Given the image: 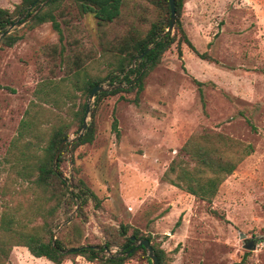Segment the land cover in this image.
Returning <instances> with one entry per match:
<instances>
[{
	"label": "rangeland",
	"instance_id": "obj_1",
	"mask_svg": "<svg viewBox=\"0 0 264 264\" xmlns=\"http://www.w3.org/2000/svg\"><path fill=\"white\" fill-rule=\"evenodd\" d=\"M19 2L0 0V7L13 11ZM157 11L151 0H125L116 22L100 24L92 14H81L76 0H64L55 11L62 40L51 22L28 29L29 20L11 30L24 37L0 47V212L11 204L28 212L31 226H39L50 204L33 178L19 173L22 143L17 138L29 119L26 110L42 100L44 107L34 108L39 133L48 134L50 123L65 118L68 137H75L83 121L73 119L74 112L89 96L83 85L73 86L77 62L89 77L103 79L111 70L109 46L134 26L147 31ZM182 23L199 52L211 59L200 58L186 44L180 58L175 43L145 77L139 105L128 100L134 92L95 96L88 117L94 140L74 149V143L65 145L62 178L70 190L82 179L101 207L92 201L79 217L77 206L66 207L64 201L49 217L59 223L53 239L56 232L71 248L72 228L64 226L73 222L84 226L89 242L104 245L108 226L122 222L150 234L170 264H264V0H185ZM204 133L224 134L253 148L212 202L169 182L172 160L192 136ZM33 136L24 140H39ZM40 138L29 154L41 152L45 138ZM119 250L112 246L105 254ZM146 255L136 254L124 264H147ZM67 261L94 264L82 256ZM7 264L53 263L15 246Z\"/></svg>",
	"mask_w": 264,
	"mask_h": 264
},
{
	"label": "trees",
	"instance_id": "obj_2",
	"mask_svg": "<svg viewBox=\"0 0 264 264\" xmlns=\"http://www.w3.org/2000/svg\"><path fill=\"white\" fill-rule=\"evenodd\" d=\"M43 1L21 0L13 11L0 7V34L24 14H26L24 18L32 15ZM63 1L50 0L46 7L39 11L25 27L34 29L43 23L51 22L62 40L63 29L55 11L59 9ZM76 1L81 14H92L100 24L116 22L121 17L122 8L125 4V0ZM151 1L157 6V18L144 33L141 32L140 28L134 26L121 38L120 43L109 46L107 51L111 53L113 59L109 67L111 70L103 79L89 77L85 69H82L83 66L81 67V64L77 62L78 68L73 72L75 79L73 86L77 88L83 85L85 96L97 84L105 81L110 83L126 82L132 84L128 89L119 88L97 93V100L121 91L134 92L135 96L128 100L139 105L140 95L145 87V77L160 64L164 54L175 43L180 58L183 56L182 44H186L200 58L211 59L206 52H199L183 27L182 12L185 0H175L177 18L174 32H166L165 34L164 32L171 20L170 3L168 0ZM33 4H35V7L31 9ZM23 37L17 31L10 32L0 38V47H12ZM141 55L142 57H139ZM136 57L139 58L135 61V67H132ZM145 67L143 75L135 80ZM53 89L56 90L57 86ZM39 101L26 110L29 119L24 121V127L19 131L17 138L22 143V148H18L21 158L19 173H22L23 177L26 175L27 178H33V183L46 193V200L50 204L46 208L47 212L43 217V224L39 226H31L30 222L32 220L27 215L28 212L22 208L14 207L11 204L4 207V210L0 212V264H7L15 246H24L28 248L33 256L45 257L53 264H61L70 259L74 260L78 256H82L94 264H124L136 254L146 255V249L143 246L137 247L127 256L125 255L127 251L134 247L131 236L149 239L158 256L159 264H170L167 252L153 242V237L150 234L145 235L140 229L122 222L118 227L108 226L105 231L107 241L104 245L89 242L84 226L80 223L76 225L73 222L64 227L72 228V235H67V238L71 236L69 238L73 244L71 247L83 246L79 251L73 253L62 252L63 249L68 247L66 238L59 234L55 242L53 241V230L59 226V223L55 222V218L49 219V217L57 214L64 201L66 207L71 203L77 206L79 217H85V208L89 203L93 201L94 206L100 208L101 200L82 179L75 180L74 189L70 190L67 180L62 178L64 176L63 164L68 161L67 146L62 149L56 168L53 166L54 156L59 144L70 135V123L65 118H58L55 123H50L51 132L48 134L39 133V129L36 128V121H39L38 118L34 117L39 114V110H34V108L40 107L42 109L44 107L43 101ZM85 111L86 101L84 100L80 108L74 112L73 117V119L79 120L80 125ZM113 129L117 133L119 132L116 118L113 121ZM27 134L34 135L33 139L38 136L39 140L36 142L33 140L25 141L24 138ZM40 137L45 138V145L41 148V152L29 154L28 152L32 148H36V145L42 141ZM94 137L95 128L92 123L85 135L74 143L73 149L78 145L92 142ZM181 152L175 156L170 164L169 171L174 177L169 178V182L197 197L212 202L220 185L235 172L245 157L253 152V148L224 134L204 133L192 136L181 148ZM29 159H31L30 162ZM52 200L55 201L54 204H51ZM112 246H118L120 250L115 254H105V250L110 249ZM146 259L147 264H151L149 256L146 255Z\"/></svg>",
	"mask_w": 264,
	"mask_h": 264
},
{
	"label": "water",
	"instance_id": "obj_3",
	"mask_svg": "<svg viewBox=\"0 0 264 264\" xmlns=\"http://www.w3.org/2000/svg\"><path fill=\"white\" fill-rule=\"evenodd\" d=\"M49 1L50 0H44V2L32 13V15L28 16L27 18H23L22 20H20V22L15 21L12 24H10L9 27L2 33V37L5 36L6 34L10 33L13 28H15L17 26H21V25L25 24L26 22H28L29 20H31L39 11H41L47 5V3ZM168 1L170 3L171 20H170V24H169L168 28L166 29V31L164 32V34L166 32H172L174 30L176 17H177L175 0H168ZM139 57H142V55L139 56ZM139 57L135 58L134 64H135V61ZM145 69H146V67L143 70H141L140 74L138 75V77L135 80L139 79L143 75ZM131 85L132 84H130L128 86H125V84L123 82H119V83H115L114 82V83H111V84H108V85L97 84L91 90V92L89 93V96H88V100H87V104H86L85 117L83 119L81 130L79 131V133L75 137H67V138H65V139H63L61 141V143L59 144V147H58V149L56 151V154L54 156V163H53L54 167H56V165L58 163L59 155H60L63 147L66 144L72 145L73 143L79 141L85 135L86 131L88 130V127H89L88 117L90 116V114L92 112V102H93L95 96L97 95V93L112 91V90H115V89L125 88V87L128 88ZM71 187L72 188L74 187L73 183L71 184ZM55 240H56V232L54 233L53 241L55 242ZM131 240H132V243H133L134 247L130 251H128V254L132 250H134L135 248L143 246V247H145V249L147 251V254H148V256H149V258L151 260V264H159L158 256L155 253V250H154V248L152 246V243H151V241L149 239H147V238L140 239V238H136L135 236H131ZM82 247L83 246L66 248V249H63L62 252H64V253H73V252L79 251ZM98 248H100V246H98Z\"/></svg>",
	"mask_w": 264,
	"mask_h": 264
},
{
	"label": "crops",
	"instance_id": "obj_4",
	"mask_svg": "<svg viewBox=\"0 0 264 264\" xmlns=\"http://www.w3.org/2000/svg\"><path fill=\"white\" fill-rule=\"evenodd\" d=\"M35 257V256H34ZM37 259V258H36ZM53 263V262H52ZM66 263H70V262H68V261H65V262H63V263H61V264H66ZM70 264H72V263H70Z\"/></svg>",
	"mask_w": 264,
	"mask_h": 264
}]
</instances>
